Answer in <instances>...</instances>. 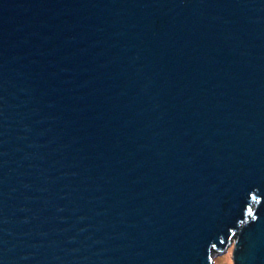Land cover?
Wrapping results in <instances>:
<instances>
[{
    "label": "water",
    "instance_id": "95a60500",
    "mask_svg": "<svg viewBox=\"0 0 264 264\" xmlns=\"http://www.w3.org/2000/svg\"><path fill=\"white\" fill-rule=\"evenodd\" d=\"M264 264V0H0V264Z\"/></svg>",
    "mask_w": 264,
    "mask_h": 264
},
{
    "label": "rangeland",
    "instance_id": "374dc122",
    "mask_svg": "<svg viewBox=\"0 0 264 264\" xmlns=\"http://www.w3.org/2000/svg\"><path fill=\"white\" fill-rule=\"evenodd\" d=\"M234 240L222 252L212 254V264H234L233 260Z\"/></svg>",
    "mask_w": 264,
    "mask_h": 264
}]
</instances>
